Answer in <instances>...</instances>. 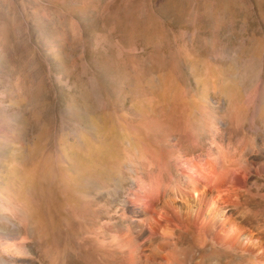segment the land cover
<instances>
[{"label": "rangeland", "instance_id": "374dc122", "mask_svg": "<svg viewBox=\"0 0 264 264\" xmlns=\"http://www.w3.org/2000/svg\"><path fill=\"white\" fill-rule=\"evenodd\" d=\"M178 178L264 238V0H0V264L143 263L112 224Z\"/></svg>", "mask_w": 264, "mask_h": 264}, {"label": "bare ground", "instance_id": "6f19581e", "mask_svg": "<svg viewBox=\"0 0 264 264\" xmlns=\"http://www.w3.org/2000/svg\"><path fill=\"white\" fill-rule=\"evenodd\" d=\"M188 155L185 153L184 157ZM155 174L163 184L168 182L166 172L158 170ZM152 176L154 175L144 173L139 179L138 184L143 187V194L139 195L141 199L150 192L151 188L147 182ZM180 180L181 178H178L180 185L175 189V198H164V190L161 189L159 194L150 199L151 206L130 203L128 210L132 217L127 219L128 234H122L123 226L112 224V237L110 242H105L114 248H129L131 253L140 257L144 254L145 260L140 264H179L180 259L176 257L178 255L175 256L169 251L179 243V239L175 237L177 234L186 235L190 239V245L214 252L219 260L233 256L237 259L256 260L254 263L249 260L247 264H264V238L244 228L232 214L233 206L217 204L212 191L198 181H191L192 184L188 187ZM146 221L150 223V227L145 225ZM157 240H160L161 244L157 245Z\"/></svg>", "mask_w": 264, "mask_h": 264}]
</instances>
